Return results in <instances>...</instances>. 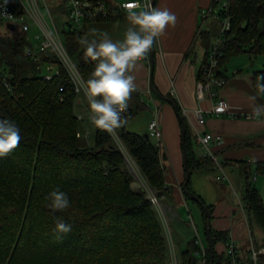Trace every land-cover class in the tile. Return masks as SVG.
<instances>
[{
  "label": "trees",
  "instance_id": "1",
  "mask_svg": "<svg viewBox=\"0 0 264 264\" xmlns=\"http://www.w3.org/2000/svg\"><path fill=\"white\" fill-rule=\"evenodd\" d=\"M110 11L107 19L114 13V19L123 16L120 9L110 7ZM217 15L219 19L225 15L230 18V28L217 44L220 69L232 55L264 54V0H229L226 10H218ZM78 29L64 30L62 37L87 80L95 62H85ZM200 41L204 57L196 81L203 79L207 55L214 46L209 31L200 32ZM26 48L23 37L13 40L0 32V117L14 120L21 131L17 148L0 158V264H23L52 254L66 257V264H167L162 222L146 191L133 188L123 152L163 202L169 199L171 188L165 182L160 144L146 136L147 132L128 130L126 124L117 130L119 140L94 129L90 142L78 136L81 122L74 110L78 94L73 84L63 70L46 80L36 69V61L25 55ZM43 57L52 60L48 54ZM220 73L224 76L222 70ZM262 76L264 70L254 71L252 85L264 96L257 89ZM127 105L122 114L126 121L143 108L139 100L135 107ZM194 140L187 125L185 145L190 172L212 171L213 162L195 154ZM239 163L241 201L251 226L262 233L264 245V203L252 180L253 170L254 174L264 175V159L256 161L253 169L245 162ZM56 187L67 193L71 202L64 212L45 207V196ZM186 188L191 191L190 181ZM200 212L205 221L202 209ZM59 222L71 223L72 230L54 234ZM211 234L214 245L219 241L229 243L226 231L211 228ZM45 239L51 243L45 245ZM196 248L193 236L180 249V264H198ZM239 253L240 264H253L246 245ZM259 263H264V256L259 257ZM214 264H230V258L214 249Z\"/></svg>",
  "mask_w": 264,
  "mask_h": 264
},
{
  "label": "crops",
  "instance_id": "2",
  "mask_svg": "<svg viewBox=\"0 0 264 264\" xmlns=\"http://www.w3.org/2000/svg\"><path fill=\"white\" fill-rule=\"evenodd\" d=\"M105 1L110 7L120 9L123 12L122 18L114 19L117 14L114 13L111 15L114 17L107 20L81 25L78 29L81 39L87 37L89 40L94 38L99 40L101 32H107L113 40L123 38L129 27L128 13L130 11L122 10L120 4L132 0ZM213 4L214 0H156L154 8L168 9L176 15L177 23L174 27H166L164 34L158 37L153 45L155 63L152 86L154 90L150 86L149 59L148 62L141 59L129 72L135 77L134 83L137 91L131 93L127 103L135 107L139 100L143 108L137 113L143 114V120L148 123L150 118L157 117L160 122L162 138L159 144L166 166L165 182L171 188L169 199L161 201V203L178 252L194 236L191 221L195 228H198L194 221L197 211L190 206L195 203L187 201L181 190L185 175L179 151V147L181 149L180 122L171 104L159 98V95L172 98L181 110L210 109L211 102L208 98L201 101L196 99L195 85L197 72L204 57L200 32L209 31L213 43L219 32V23L215 16L212 13L207 14ZM140 10L142 9L135 8L131 11ZM209 18H212L211 22ZM92 29L98 30L95 35H93ZM221 70L228 81L221 94L230 104L231 111L254 115L253 108L258 104H264V96L256 92L252 85V76L256 70H253L251 74L235 72L236 74H233L232 78L227 76L223 68ZM172 89L175 91L174 96L171 95ZM253 95L256 96L255 102L249 99ZM80 106L87 110L83 93L78 94L75 101L74 110H77V114L80 111ZM186 124L193 136H195L194 131L199 129L201 132L207 131L213 135H220L224 140L223 145L213 146V150L225 172L224 179L220 183L223 182L226 186L212 180L216 175L213 169L207 172L191 173L190 187L191 191L210 207L211 228L217 231H226L228 242H235L240 249L243 247L242 240H244L245 231L240 216L235 214L237 209L234 197V194L238 196L240 194L241 197L243 190L239 162H245L244 164L247 166L249 164L248 167L251 169L253 166L251 163L255 164L256 161L264 159V118L246 119L229 114L207 115L205 124L198 126L195 117L190 113V120L187 118ZM143 130L147 132V124ZM197 147L195 143V151L198 150ZM227 191L233 196L234 203L228 201ZM182 209L184 213H181ZM199 213L201 214V212ZM202 222L204 225L203 220ZM187 235H189L188 238ZM226 245L225 242L219 241L214 245V249L219 254L225 253Z\"/></svg>",
  "mask_w": 264,
  "mask_h": 264
},
{
  "label": "built area",
  "instance_id": "3",
  "mask_svg": "<svg viewBox=\"0 0 264 264\" xmlns=\"http://www.w3.org/2000/svg\"><path fill=\"white\" fill-rule=\"evenodd\" d=\"M54 1L58 7L61 6L63 8L67 17V22L64 23L65 27L68 26L71 29L80 27L89 22L107 19L111 14L110 6L105 0H0V21H5L6 24H12L14 26L13 30L19 29L21 31L20 37H23L27 44L25 50V55L27 57L36 62L42 59L45 54L52 57L54 61L47 63L48 73L42 74L46 80L59 76L61 70H63L67 79L73 84L75 93L80 94L83 92L75 80V73L78 72L84 80L86 79L83 77L75 60L65 46L62 32L55 24L56 17L55 14H53V8L51 7V3H54ZM228 1L229 0H214V3L219 4L218 10L224 11L227 8ZM133 3L139 5L137 8L141 9L145 6H151V0H132L122 2L120 8L124 11H131L135 8L129 9L126 8L125 5ZM218 10L214 11L213 7H210L207 14L212 13L218 17ZM229 28L230 18L225 15L220 20V29L217 39L213 43L214 46L208 52L207 62L203 68L204 77L203 79L196 81L195 85L196 99L201 101L208 98L211 102L210 109L203 110L201 108H195L191 111L184 109L181 110V114L184 116L185 120H187V118L190 120L191 113V115L195 117V122L198 126H203L205 124V118L207 115L219 116L222 114H229L246 119L256 117L249 113L232 112L230 104L221 94L222 89L227 85L228 81L227 78L220 73L221 69L218 67V57L221 52L217 50V44L221 41L222 34L229 30ZM11 31V29L6 27L7 33H10ZM30 32H32L31 36ZM142 59L148 62V53ZM171 95H175L173 89L171 90ZM147 134L156 140V142L159 143L161 141L162 130L157 117L149 119L147 123ZM194 135L195 143L198 146V152L195 151V154L198 157L209 158L214 164V169L217 170L215 180H223L225 172L213 150V146L223 145L224 140L222 136L213 135L207 131L201 132L199 129L194 131ZM150 191L155 198L156 203L152 202V199L149 197V192L146 191L148 198L153 204L158 205L160 202L159 197L155 192L152 190ZM234 197L237 202L236 209L243 222V228L245 231L244 240L246 248L250 254V259L253 264H261L259 263V257L264 256V245H256V239L253 234L250 219L241 201V197L237 194H234ZM160 217L163 216L160 215ZM191 223L192 228L194 229L195 244L197 246L194 256L197 258L198 264H208L206 241L200 236V233L195 228L192 221ZM167 237L168 242H173L170 234H167ZM239 252L240 249L235 242L230 241L225 246V254L230 258V264H240Z\"/></svg>",
  "mask_w": 264,
  "mask_h": 264
},
{
  "label": "clouds",
  "instance_id": "4",
  "mask_svg": "<svg viewBox=\"0 0 264 264\" xmlns=\"http://www.w3.org/2000/svg\"><path fill=\"white\" fill-rule=\"evenodd\" d=\"M126 8H137V4H126ZM129 27L122 39L113 40L107 32H101L100 39L87 37L81 40L84 45L83 55L85 62H96L95 67L87 80L78 72L75 80L86 99L88 110L91 113L89 124L94 130L108 133L114 140H119L118 129L127 121L123 113L127 110V100L131 93L137 91L135 77L129 72L152 49L157 38L164 34L166 27H174L177 17L168 9H158L145 6L140 11L128 13ZM97 29H92L93 35ZM257 84L259 92L264 93V76ZM253 102L256 96H250ZM254 115L264 118V104L253 108ZM21 131L17 123L8 118L0 117V158L13 152L20 144ZM149 197L156 203L150 189ZM45 207L51 211L64 212L71 206L70 199L58 187L53 188L45 196ZM72 230L71 223H56L54 234H67ZM175 264V262H173Z\"/></svg>",
  "mask_w": 264,
  "mask_h": 264
},
{
  "label": "rangeland",
  "instance_id": "5",
  "mask_svg": "<svg viewBox=\"0 0 264 264\" xmlns=\"http://www.w3.org/2000/svg\"><path fill=\"white\" fill-rule=\"evenodd\" d=\"M51 7L53 8V12H54L53 14H55V17H56L55 24H56L57 28L61 32H63L64 30L67 31L69 29V27L68 26L65 27V25H64V23L67 22V17L64 13L63 8L61 6L58 7L56 5V3H51ZM212 7H213L214 11H217L219 4H214ZM212 15L215 16V18H216V20L220 26V20L221 19L217 18L216 15H214V14H212ZM211 19L212 18H209L210 22H211ZM0 32L3 33L5 36L8 35L13 40L16 38H19V36L21 35V31L19 29L12 30L10 33H7L5 21H2V22L0 21ZM31 35H32V32H30V36ZM43 58L36 62V69L38 71H40L42 74H47L48 73L47 63H49L50 61H54V60L53 59L52 60H49V59L45 60ZM252 62H253V64L251 65ZM223 70H225V73L227 74V76L229 78H232V75L236 74L235 72H237L238 74H241V73L242 74H248V73L251 74V72L253 70H256V71L264 70V54H259L256 56H250L246 53H240V54L232 55L225 62L224 66H223ZM239 71L241 73H239ZM85 104L87 105L86 99H85ZM79 110L80 111H78V114H77V110L75 111V114L80 118V122H81V129L78 133V136L84 138L87 142H90L91 141V135H92L91 134V132H92L91 128L92 127L89 124V117H90L91 113L88 110V106H87V110H86V108H84L82 106L79 107ZM84 112H87V113H84ZM146 124L147 123L145 122V120H143V114L137 113L136 115L131 117L129 120H127L126 127L130 131H136L137 133L143 134V133H146L143 130L144 128H146ZM151 139H152V141L154 140L153 138H151ZM154 141L156 142V140H154ZM179 151H180L181 166L183 168L182 151H181L180 147H179ZM123 152H124V156L127 158L126 168H127V170H129L131 177L133 179V181H132L133 188L135 190H139V189L145 190L146 188L152 190L148 186L145 178L143 177L142 173L140 172L139 168L136 166L134 161L130 158V156L127 154V152H125V151H123ZM251 164L253 165L252 166V168H253L255 164L254 163H251ZM215 173H217V170H215ZM253 177H255L256 179L255 178L253 179ZM212 180L217 184H223L224 187L226 186L223 182L220 183V181H215V179H212ZM252 180L254 182V185L259 189L262 202L264 203V175L253 173ZM153 192H155V191H153ZM227 193H228V191H227ZM228 195H229L227 198L228 201H230V202L233 201V203H234V200H232L233 196L229 193H228ZM239 196H240V194H239ZM236 204H237V202L235 200V206H236ZM153 206H154V209L157 211L159 218L162 222L164 235L166 237V244H167V246H166L167 247L166 263L167 264H173V262H175V264H180V254H179L178 249L176 247L173 234H172L170 227H169V223L165 218L166 214L164 212V208L162 206L161 199H160V202L158 203V205L153 204ZM190 206L195 211H197V215H194V221L198 227L197 229H198V232L200 233V236H202L205 239L204 225L202 222L203 219H201L202 217H201V214L199 213L201 208L199 207V205H196V204H190ZM182 212L184 213L183 209L181 210V213ZM235 214H237V216H239L238 211H235ZM160 215H162L163 217H160ZM252 229H253V234H254V237L256 239V242L259 246L263 243V235L258 228L253 226ZM167 234L171 235V237H172L171 240H173V242L172 241H171V243L168 242ZM186 237L188 238L189 235H187ZM1 240H2V237L0 236V244H1ZM43 242L45 245H48L51 243V241L48 239H45ZM242 244L246 245L245 240H242ZM23 264H66V257L62 256L61 254H52V255H46V256L43 255L40 258L32 260V261L28 259L27 262H24Z\"/></svg>",
  "mask_w": 264,
  "mask_h": 264
},
{
  "label": "water",
  "instance_id": "6",
  "mask_svg": "<svg viewBox=\"0 0 264 264\" xmlns=\"http://www.w3.org/2000/svg\"><path fill=\"white\" fill-rule=\"evenodd\" d=\"M156 3V0H151V7L154 8ZM6 27L8 29L13 30L14 26L12 24H6ZM148 58H149V68H150V86L151 89H153L152 86V75H153V70H154V47H152V49L148 52ZM253 64V62L251 63ZM159 98L167 101L168 103L171 104L172 108L174 109V112L180 122V133H181V148H182V162H183V170H184V181L183 184L181 186V190L182 193L188 197H190L192 200H194L199 207L202 209L203 213H204V235H205V241H206V245H207V251L209 253V258H210V263L209 264H214V244H213V237L211 234V224H210V211L209 208L206 204H204L202 202V200L199 198V196H197L195 193H193L192 191L188 190L186 188L187 183L190 181V177H191V172L189 170L188 167V155H187V150H186V145H185V137H186V133H187V124H186V120L184 118V116L181 114V112L178 111V106L177 103L170 97H166L163 95H159ZM147 136V133H146ZM126 162H127V158L125 157Z\"/></svg>",
  "mask_w": 264,
  "mask_h": 264
}]
</instances>
